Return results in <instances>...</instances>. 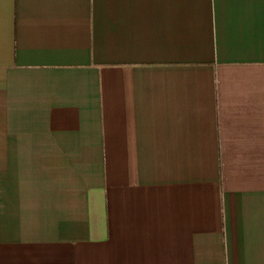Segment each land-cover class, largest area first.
Segmentation results:
<instances>
[{"label":"crops","instance_id":"obj_1","mask_svg":"<svg viewBox=\"0 0 264 264\" xmlns=\"http://www.w3.org/2000/svg\"><path fill=\"white\" fill-rule=\"evenodd\" d=\"M0 264H264V0H0Z\"/></svg>","mask_w":264,"mask_h":264}]
</instances>
